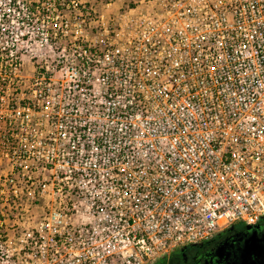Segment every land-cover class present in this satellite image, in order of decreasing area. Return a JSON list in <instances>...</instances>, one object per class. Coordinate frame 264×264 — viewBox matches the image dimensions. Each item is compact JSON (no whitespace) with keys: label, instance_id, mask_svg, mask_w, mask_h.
Returning a JSON list of instances; mask_svg holds the SVG:
<instances>
[{"label":"built area","instance_id":"obj_1","mask_svg":"<svg viewBox=\"0 0 264 264\" xmlns=\"http://www.w3.org/2000/svg\"><path fill=\"white\" fill-rule=\"evenodd\" d=\"M134 3L0 0V264H156L264 218V0Z\"/></svg>","mask_w":264,"mask_h":264},{"label":"flooded vegetation","instance_id":"obj_2","mask_svg":"<svg viewBox=\"0 0 264 264\" xmlns=\"http://www.w3.org/2000/svg\"><path fill=\"white\" fill-rule=\"evenodd\" d=\"M156 264H264V218L255 226L236 225L208 242L180 248Z\"/></svg>","mask_w":264,"mask_h":264},{"label":"rangeland","instance_id":"obj_3","mask_svg":"<svg viewBox=\"0 0 264 264\" xmlns=\"http://www.w3.org/2000/svg\"><path fill=\"white\" fill-rule=\"evenodd\" d=\"M97 1V0H96ZM134 1H139V0H107V2H111L112 5L110 7L106 6V2L103 3H99V2H95L94 0H77V6L81 7L85 5V2L87 3V7H89L91 4H93L95 6V8L97 9V16L98 15H110L113 16L116 13H119V11L123 10V9H130L132 8L135 3ZM91 3V4H89Z\"/></svg>","mask_w":264,"mask_h":264},{"label":"crops","instance_id":"obj_4","mask_svg":"<svg viewBox=\"0 0 264 264\" xmlns=\"http://www.w3.org/2000/svg\"><path fill=\"white\" fill-rule=\"evenodd\" d=\"M7 166L5 163L0 164V179L9 175L13 170H6Z\"/></svg>","mask_w":264,"mask_h":264}]
</instances>
